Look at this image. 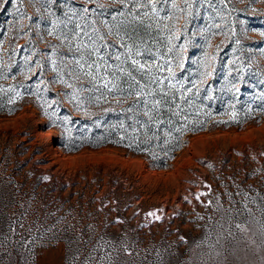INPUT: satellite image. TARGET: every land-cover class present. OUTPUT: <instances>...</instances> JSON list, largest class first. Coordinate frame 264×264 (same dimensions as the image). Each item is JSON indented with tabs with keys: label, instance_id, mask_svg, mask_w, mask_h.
Masks as SVG:
<instances>
[{
	"label": "rangeland",
	"instance_id": "rangeland-1",
	"mask_svg": "<svg viewBox=\"0 0 264 264\" xmlns=\"http://www.w3.org/2000/svg\"><path fill=\"white\" fill-rule=\"evenodd\" d=\"M216 1L173 0L187 11L170 25L157 0H0V264H264L262 94L225 101L164 166L116 139L68 149L42 112L39 67L95 111L121 108L122 67L170 65L182 39L236 34L264 67V0ZM15 38L41 58L31 89L8 75Z\"/></svg>",
	"mask_w": 264,
	"mask_h": 264
},
{
	"label": "trees",
	"instance_id": "trees-1",
	"mask_svg": "<svg viewBox=\"0 0 264 264\" xmlns=\"http://www.w3.org/2000/svg\"><path fill=\"white\" fill-rule=\"evenodd\" d=\"M221 1L216 3L226 9ZM157 4L168 9L170 25L180 15H184V21L186 5L180 6L183 10L179 12L173 0H157ZM183 40L172 49L170 65L122 67V103L117 110L95 111L89 93L82 92L81 85L65 70L57 68L47 76L39 67L37 74L42 73L46 91L42 112L48 118L47 125L61 131L62 145L68 149L94 148L116 139L122 147L164 166L184 145L187 135L216 123L225 101L234 102L241 110L245 100L259 97V93L264 102V67L252 65L253 54L247 53V44L240 42L236 34H229L222 46V41H216L213 50H209L210 39L206 36L192 44L181 43ZM17 41L15 38L9 43L14 59L9 63L8 75L13 82L41 62L38 54L24 49L25 44L17 47ZM37 74L26 76L22 83L33 88ZM55 85L64 89L53 90ZM21 93L36 94L27 90ZM65 100L69 106L63 103ZM74 111L84 115H75Z\"/></svg>",
	"mask_w": 264,
	"mask_h": 264
},
{
	"label": "snow or ice",
	"instance_id": "snow-or-ice-1",
	"mask_svg": "<svg viewBox=\"0 0 264 264\" xmlns=\"http://www.w3.org/2000/svg\"><path fill=\"white\" fill-rule=\"evenodd\" d=\"M101 39H103V37H101ZM133 63H135V61H133ZM88 74L91 75L90 72ZM109 84L110 82H105L104 87L107 88L109 91H112V88H115L116 86L112 85L111 87H109ZM137 95H139V93H137ZM237 227H239V225Z\"/></svg>",
	"mask_w": 264,
	"mask_h": 264
},
{
	"label": "bare ground",
	"instance_id": "bare-ground-1",
	"mask_svg": "<svg viewBox=\"0 0 264 264\" xmlns=\"http://www.w3.org/2000/svg\"><path fill=\"white\" fill-rule=\"evenodd\" d=\"M49 131V130H48ZM44 134V133H43ZM46 135V134H45Z\"/></svg>",
	"mask_w": 264,
	"mask_h": 264
}]
</instances>
